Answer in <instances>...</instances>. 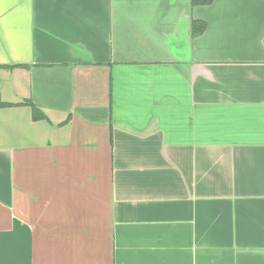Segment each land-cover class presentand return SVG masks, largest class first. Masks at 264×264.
I'll return each mask as SVG.
<instances>
[{
	"label": "crops",
	"instance_id": "1",
	"mask_svg": "<svg viewBox=\"0 0 264 264\" xmlns=\"http://www.w3.org/2000/svg\"><path fill=\"white\" fill-rule=\"evenodd\" d=\"M0 100V264H264V0H0Z\"/></svg>",
	"mask_w": 264,
	"mask_h": 264
},
{
	"label": "trees",
	"instance_id": "2",
	"mask_svg": "<svg viewBox=\"0 0 264 264\" xmlns=\"http://www.w3.org/2000/svg\"><path fill=\"white\" fill-rule=\"evenodd\" d=\"M193 4H206L211 2V0H192ZM24 104H27L32 109V115L34 120H39L44 117V114L38 107H36L30 100L24 101ZM6 104L0 100V107L5 106Z\"/></svg>",
	"mask_w": 264,
	"mask_h": 264
}]
</instances>
